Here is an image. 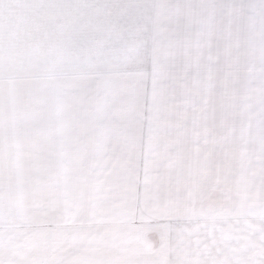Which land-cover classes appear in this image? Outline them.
Segmentation results:
<instances>
[{
  "label": "snow or ice",
  "instance_id": "obj_1",
  "mask_svg": "<svg viewBox=\"0 0 264 264\" xmlns=\"http://www.w3.org/2000/svg\"><path fill=\"white\" fill-rule=\"evenodd\" d=\"M0 264H264V0H0Z\"/></svg>",
  "mask_w": 264,
  "mask_h": 264
}]
</instances>
